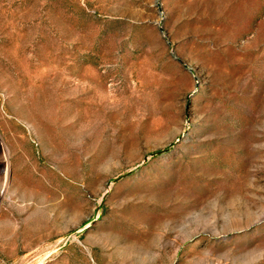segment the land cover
I'll list each match as a JSON object with an SVG mask.
<instances>
[{"label": "rangeland", "instance_id": "1", "mask_svg": "<svg viewBox=\"0 0 264 264\" xmlns=\"http://www.w3.org/2000/svg\"><path fill=\"white\" fill-rule=\"evenodd\" d=\"M0 264H264V0H0Z\"/></svg>", "mask_w": 264, "mask_h": 264}]
</instances>
